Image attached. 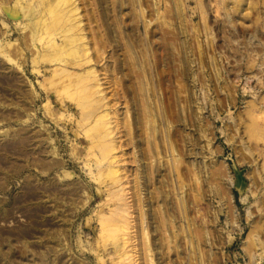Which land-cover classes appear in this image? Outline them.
<instances>
[{"label":"rangeland","instance_id":"1","mask_svg":"<svg viewBox=\"0 0 264 264\" xmlns=\"http://www.w3.org/2000/svg\"><path fill=\"white\" fill-rule=\"evenodd\" d=\"M29 3L0 0V264H264V0H72L93 113Z\"/></svg>","mask_w":264,"mask_h":264},{"label":"bare ground","instance_id":"2","mask_svg":"<svg viewBox=\"0 0 264 264\" xmlns=\"http://www.w3.org/2000/svg\"><path fill=\"white\" fill-rule=\"evenodd\" d=\"M29 2V5L23 6L21 10L27 20V26L30 28L32 44L35 45V37L37 35H42L41 31L43 32L44 29L50 30L57 26H64L65 28L62 30L64 32L63 41L59 43L56 41L55 37H53L49 44V48H58V53L54 54L58 56L53 55L50 57V63L54 66V74H64L67 81L64 87L67 88L68 85H72L77 90H80L85 96V104L93 102L89 112L93 113L95 110L104 106L105 97L101 93V86L95 68L93 66L88 67L82 72L71 70V68L75 67L80 68V66L87 62V48L83 44L79 46L76 45L78 41L84 39V36L75 32L77 27H79V23L74 15L76 7L71 5L72 0H29ZM46 15L51 17V22L47 27H44L43 21ZM68 45H70L69 52L65 53L64 48ZM85 104L79 102L81 107ZM86 115L87 114L84 116ZM108 117L109 112L103 111L98 118H94L97 119V122L99 119H102V121L100 120L102 124L100 123L101 126L98 132V144L101 146L103 153L106 156H108L110 149L115 148V141L113 139L114 129L111 126L112 122L106 120L109 119ZM108 168V171L115 179V182H119L120 178L118 175V169H116L113 160H110ZM115 195L120 196L119 199H122V194L115 193ZM123 212L124 214H121L122 223H118L117 227L122 231H126L129 229V219L125 216L126 213L128 214V211L124 208ZM113 230L116 229L114 228ZM120 246L117 247L120 248ZM119 264H132V258L131 255H129V252ZM151 264H153V261H151Z\"/></svg>","mask_w":264,"mask_h":264}]
</instances>
